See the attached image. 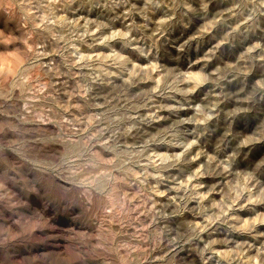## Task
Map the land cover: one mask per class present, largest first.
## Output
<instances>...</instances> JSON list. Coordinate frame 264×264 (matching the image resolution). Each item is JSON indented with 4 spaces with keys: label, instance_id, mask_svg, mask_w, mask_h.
Listing matches in <instances>:
<instances>
[{
    "label": "clouds",
    "instance_id": "clouds-1",
    "mask_svg": "<svg viewBox=\"0 0 264 264\" xmlns=\"http://www.w3.org/2000/svg\"><path fill=\"white\" fill-rule=\"evenodd\" d=\"M261 226L264 0H0V264H264Z\"/></svg>",
    "mask_w": 264,
    "mask_h": 264
},
{
    "label": "rangeland",
    "instance_id": "rangeland-1",
    "mask_svg": "<svg viewBox=\"0 0 264 264\" xmlns=\"http://www.w3.org/2000/svg\"><path fill=\"white\" fill-rule=\"evenodd\" d=\"M230 103H231L232 105H235L236 102H235V101H231ZM222 107H223V105H222ZM234 130H235V129H234ZM258 230H260V231H264V226H261ZM248 239H249V242H252V241H251V238H248ZM218 247L223 248V247H225V246H218ZM249 254L251 255V254H254V253H249Z\"/></svg>",
    "mask_w": 264,
    "mask_h": 264
}]
</instances>
